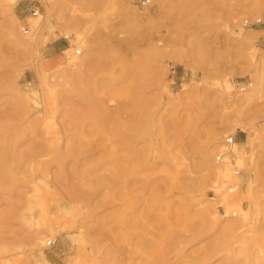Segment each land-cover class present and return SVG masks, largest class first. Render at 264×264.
<instances>
[{
    "label": "rangeland",
    "instance_id": "1",
    "mask_svg": "<svg viewBox=\"0 0 264 264\" xmlns=\"http://www.w3.org/2000/svg\"><path fill=\"white\" fill-rule=\"evenodd\" d=\"M141 2L0 0V264H264V93L242 99L263 71L264 0ZM66 49L89 64L70 71ZM229 136L254 143L220 178Z\"/></svg>",
    "mask_w": 264,
    "mask_h": 264
},
{
    "label": "bare ground",
    "instance_id": "2",
    "mask_svg": "<svg viewBox=\"0 0 264 264\" xmlns=\"http://www.w3.org/2000/svg\"><path fill=\"white\" fill-rule=\"evenodd\" d=\"M262 4V3H261ZM262 8V7H261ZM28 19H29V22H30V26H31V28L33 29V30H38V33L40 34L41 33V37L42 36H44V26L42 25V19L41 18H39V17H37V18H35V17H31L30 16V18H29V16H28ZM69 20V19H68ZM71 20V19H70ZM72 21V20H71ZM75 21V20H74ZM77 21V20H76ZM79 21V20H78ZM77 21V22H78ZM42 22V23H41ZM73 22V21H72ZM79 23V22H78ZM82 23V22H81ZM75 24H76V22H75ZM77 25V24H76ZM75 25V26H76ZM81 25V24H80ZM37 34V33H36ZM16 36V35H15ZM65 37H67V38H70L69 37V35H65ZM75 42H76V44H80V45H84L85 44V42H86V39H85V34L84 33H82V32H78L77 34H76V38H75V40H74ZM41 42L42 43H45V42H47V38H41ZM41 43V44H42ZM15 44L17 45V46H19L20 44H21V40L20 39H18V37L16 36V39H15ZM25 48H31V50L32 49H34L35 48V42H34V40H32L30 43H28V44H25V46H24ZM80 51L81 52V50L80 49H75L74 51ZM68 51H71L70 49H68ZM72 52V51H71ZM77 59V55H74L73 57H72V59H70V60H65L66 62H69V65H70V67H69V69H70V71H81L83 68H85L89 63H86V62H84V61H77L76 60ZM88 62V61H87ZM261 65V64H260ZM59 66V63H51V62H46L45 63V67L46 68H48V69H50L51 70V72H53V73H55V71H57L58 69H57V67ZM262 66H263V71H262V73L261 74H258L257 75V81H256V85L254 86V84H249L248 85V87H251V89H249V92H251V93H249V94H247V95H244L243 97H242V99L246 102V104L247 105H249V104H251V103H253L254 101H256V99H257V97L258 98H260V97H262L263 96V93H264V61H263V63H262ZM43 68H44V66H42L41 67V70H43ZM262 68V67H261ZM69 71V70H68ZM67 71V72H68ZM38 73H41V71H40V69H39V71H38ZM103 80L102 79H98V80H96V84L98 85V87L99 88H104L105 86V84L102 82ZM247 88L245 87V88H243L242 90L244 91V90H246ZM136 94L137 93H133L132 94V96H131V98H133L132 99V101L134 100V102H133V114H132V118L129 120V122H128V126H127V128H129V130H131L132 132H133V136L134 137H136V136H142L143 134H145L146 132H147V129H148V123H147V121L145 120V114L142 112V103H141V98H140V100L139 99H137L138 98V96H136ZM17 96V95H16ZM18 97V100H21V99H23V97L21 96V95H18L17 96ZM241 99V98H240ZM99 101V100H98ZM132 137V136H131ZM253 143H254V139L251 137V136H249V138L247 139V141L246 142H244L243 144H236V142H235V144L231 147L232 149L230 150L231 152L229 153H227L226 154V157H225V160L223 161V162H219L218 160H217V158H216V160L214 161V162H212L211 163V167L212 168H214L215 169V171H216V176L217 177H220L221 178V176H224L225 175V167H227V160H228V158H231V157H233V158H235L236 160H238V164H243V166H246V165H244V157L242 156L243 155V152H251V147H252V145H253ZM222 148H223V146H222ZM224 152V150H222L221 149V154ZM218 157V156H217ZM207 158V157H206ZM204 162V165L205 166H208V165H210L209 163V161H208V159L207 160H204L203 161ZM210 167V166H209ZM227 170V169H226ZM227 173L229 174V171H227ZM228 176V175H227ZM239 177L240 176H238V177H236V178H233V180H237V179H239ZM218 183V182H217ZM227 192L228 193H233L234 192V189H233V187L232 188H228L227 189ZM227 194V193H226ZM223 195V194H222ZM221 195V198H222V200H224L223 201V203L225 202V203H227V202H229L230 201V199L231 200H234L235 198L236 199H241V193L239 192V191H237L236 193H235V195H223L222 196ZM241 201V200H240ZM224 203V204H225ZM229 205V204H228ZM239 207V206H238ZM241 207V206H240ZM244 208V207H243ZM227 210V209H226ZM242 210V209H241ZM228 211V210H227ZM243 215H248V211L246 210V211H243ZM243 217V216H242ZM244 219V218H243ZM227 227H228V229H234V228H236V227H239V225H227ZM41 242H43V241H41Z\"/></svg>",
    "mask_w": 264,
    "mask_h": 264
},
{
    "label": "built area",
    "instance_id": "3",
    "mask_svg": "<svg viewBox=\"0 0 264 264\" xmlns=\"http://www.w3.org/2000/svg\"><path fill=\"white\" fill-rule=\"evenodd\" d=\"M150 1L151 0H142L141 2V7L145 8L147 7L149 4H150ZM27 12L32 16V17H35L37 18L38 16H40V9L39 7L35 6L34 4L30 3L28 6H27ZM263 22H262V19H255L254 21H251L250 19H246L243 23V26L244 27H248V28H252V27H256L258 25H262ZM21 32L23 35H28L30 34V27L28 24H23L21 26ZM68 38L66 37V40ZM63 56H64V59H66L67 61L72 59V57L74 55H80L81 52L78 50V51H68V49L64 50L62 52ZM26 89H29L30 88V83H26L25 85ZM246 85L242 88H240V90H242L243 88H245ZM236 142V138L235 136H229L226 138L225 140V144H224V152L220 155H218L217 157V160L219 162H223L225 160V157H226V154L229 152H231L230 150L232 149L231 147L235 144ZM241 173V170L238 168V166H236V164L234 163L233 164V175L235 176H238L239 174ZM234 215H236V213H233ZM55 244V240H51V241H48L47 243V246L49 247H52L53 245Z\"/></svg>",
    "mask_w": 264,
    "mask_h": 264
}]
</instances>
